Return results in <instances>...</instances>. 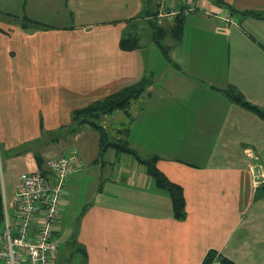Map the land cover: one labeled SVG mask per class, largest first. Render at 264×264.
Masks as SVG:
<instances>
[{
  "label": "crops",
  "instance_id": "0c3cea01",
  "mask_svg": "<svg viewBox=\"0 0 264 264\" xmlns=\"http://www.w3.org/2000/svg\"><path fill=\"white\" fill-rule=\"evenodd\" d=\"M151 1L152 9L144 0H0L7 13L0 18V157L43 170L45 160L30 144L63 132L62 141L51 136L41 150L81 158L64 184L68 196L84 146L96 138L91 161L99 171L65 246L78 264H206L220 257L264 264V120L226 94L235 89L264 111V19L244 14H264V0ZM172 10L169 20L160 18ZM179 13L182 38H166L168 59L159 50L166 63L157 67L141 38L148 32L153 43L148 21L170 26ZM16 15L38 26L21 28ZM129 33L138 47L121 50ZM141 79L150 86L135 110L101 120L127 119L115 131L141 158L156 157V168L182 188V221L135 158L113 149L102 154L93 129L73 133L69 126L73 111ZM64 145L73 147L62 152ZM111 150L114 160H106Z\"/></svg>",
  "mask_w": 264,
  "mask_h": 264
},
{
  "label": "built area",
  "instance_id": "2783aa9c",
  "mask_svg": "<svg viewBox=\"0 0 264 264\" xmlns=\"http://www.w3.org/2000/svg\"><path fill=\"white\" fill-rule=\"evenodd\" d=\"M176 13H160L169 20ZM79 155H57L44 162L43 171L21 173L8 206L1 188L0 264H62L58 262L57 226L65 203L64 184L81 166ZM12 209V218L8 214ZM206 264H221L216 258Z\"/></svg>",
  "mask_w": 264,
  "mask_h": 264
},
{
  "label": "trees",
  "instance_id": "16d2710c",
  "mask_svg": "<svg viewBox=\"0 0 264 264\" xmlns=\"http://www.w3.org/2000/svg\"><path fill=\"white\" fill-rule=\"evenodd\" d=\"M215 3L219 5H224L222 0H214ZM231 13L235 11L230 9ZM255 18L264 19V14L247 12L244 13ZM155 15V13H154ZM14 18V17H13ZM19 20L20 27L27 29L28 27H33L34 22L30 21L27 17L23 16L21 18H16ZM150 28V36L153 43L159 48L161 53L168 59V46L163 44L166 38L173 39L174 41H179L183 34V23L181 18V13H179L174 21V24L170 26H161L156 23L155 19L148 21ZM38 26V25H37ZM138 36L129 34H124L120 41L119 47L121 50H133L138 47ZM150 86V82L146 79H141L137 83L130 86L124 87L121 90L108 95L101 100L95 101L90 105L77 109L72 112L71 115V132L75 133L81 126H88L93 129L99 137L100 152L103 154L108 149H113L119 154H128L135 158L138 163H140L146 173L151 177L157 189L165 192L171 199L173 217L176 220H184L186 217L185 212V200L183 196L182 188L170 182L157 168H156V157L143 159L135 151H133L127 143L122 139L111 140L109 138L108 132L100 124L101 118L105 115H110L115 111H122L127 113L132 104H135L140 99L144 98L147 94V88ZM229 98L240 105L241 107L255 113L261 119L264 120V111L260 110L256 106L247 102L242 95L235 89H230L226 92ZM40 164L42 161L39 162ZM43 171V170H40ZM2 223V204H1V184H0V226ZM212 255V254H211ZM221 264H234L226 258H219Z\"/></svg>",
  "mask_w": 264,
  "mask_h": 264
},
{
  "label": "rangeland",
  "instance_id": "374dc122",
  "mask_svg": "<svg viewBox=\"0 0 264 264\" xmlns=\"http://www.w3.org/2000/svg\"><path fill=\"white\" fill-rule=\"evenodd\" d=\"M144 1L147 2V4L149 5V9L154 8V4L151 0H144ZM4 12L5 11L3 10V8L0 7V18H4L7 16V13L5 14ZM11 16L9 17V20L12 22H15L13 20L14 15H11ZM16 16L21 18L24 15H16ZM72 20H74V22H77L79 19H77V17L71 16L70 21H72ZM145 26L146 25L144 24V27ZM144 27H142V29H144ZM140 32H141V30H140ZM141 39H142L141 41L143 43H146V46L148 48L149 63L153 62V63H155V65L157 67H159V63H166V60L163 58L162 54L159 52V49L155 46V44H153L152 42H146V40L148 39V32H147V36L145 38H141ZM169 42H170V40H169ZM163 44H165V45L168 44L166 39L163 41ZM136 106H137L136 104H132L130 107V110L134 111ZM116 120L117 119L115 118V116H110L106 120H103V121L101 120L100 124L103 126H108L107 128H109V130L111 128H114L112 130V132H110V133L108 132L109 138L111 140L122 139V141H123L122 136L119 135L120 133L117 134V132L115 130L121 129V132H122L124 130V128H126L125 122H127V119L120 116L119 119L117 121ZM91 133H93V132H91ZM63 134L64 133L61 132V133L55 134V135H52V134L51 135H44L41 138L37 139L32 144H30L29 147L36 148L38 150L37 153L41 154L42 158H44V160L46 161L47 159L53 158V156L55 155V153L57 151H53V152H52V150L51 151L50 150L43 151L41 149L45 148L47 146L51 136L53 137V139L58 137V139L61 140V137ZM87 137L88 136H86L84 138V140ZM91 139H93V138H91ZM95 139L93 141V145L90 144V146H92V147L96 146ZM89 142H92V141L90 140ZM59 143H61V142L59 141ZM80 143H82V142H80ZM54 144H58V143L54 142ZM51 146H54V145H51ZM56 146H54V147H56ZM90 146H89V148L86 145L84 146L85 150H83V153L86 154V157H85V159H84V157H82V164H83L82 169L75 176L79 179L77 180L75 189H71L70 193H68V196H67V194L65 195V200L67 201V206H64L65 208L64 207L61 208L60 214H59L60 217L58 218V226L60 227V230H61V232L58 234L59 235L58 243H59V252L62 255L61 258L58 257V262L62 263V264H78V263H80L79 256H77V255L75 256V254H73V256L71 258H68L69 253L67 255V248H65V246L67 244V239L73 233L74 228L76 226L77 217H78V214H79L81 207H82V202L84 199H86L88 197L90 190H91V185L95 180L94 179L95 174H97L99 171V168L96 167V165L92 162L93 160L91 161V158H94V159L98 158V154L96 156H94L93 153L95 150L93 148H91ZM26 147H27V145H25L23 147L21 146L20 150L21 151H22V149L26 150ZM72 147L73 146H71V145H64L61 148V150H62V152H67ZM76 147L82 148L83 146L81 144L77 145L76 143H74V148H76ZM47 148H48V146H47ZM109 153L110 154L105 155L106 160L108 159V157H110L111 160H114L113 158H114L115 154H114L113 150H111ZM103 159H104V157H103ZM22 165L19 162L17 163V162H13V161L7 163L4 160V155L1 153V157H0V183H1V185L2 184L4 185V189H5L4 192H5L6 201H7L8 206H9L10 201H11L12 196H13V192H14L13 188H14V184H15V178L22 172H25V171L30 172V170H25L24 169L25 167H22ZM12 212H13L12 209L10 207H8V214H9L10 219L12 218ZM60 250H62V251H60Z\"/></svg>",
  "mask_w": 264,
  "mask_h": 264
}]
</instances>
